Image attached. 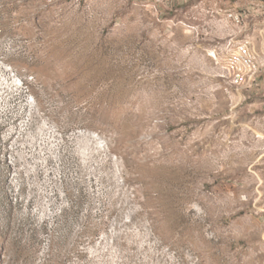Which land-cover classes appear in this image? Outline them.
Returning <instances> with one entry per match:
<instances>
[{"label":"rangeland","instance_id":"rangeland-1","mask_svg":"<svg viewBox=\"0 0 264 264\" xmlns=\"http://www.w3.org/2000/svg\"><path fill=\"white\" fill-rule=\"evenodd\" d=\"M0 264H264V0H0Z\"/></svg>","mask_w":264,"mask_h":264},{"label":"built area","instance_id":"built-area-1","mask_svg":"<svg viewBox=\"0 0 264 264\" xmlns=\"http://www.w3.org/2000/svg\"><path fill=\"white\" fill-rule=\"evenodd\" d=\"M235 19L238 20L237 16ZM225 60L229 67L225 68L223 77L234 84L243 85L246 82L247 68L251 70L250 53L247 45H239L226 56Z\"/></svg>","mask_w":264,"mask_h":264}]
</instances>
